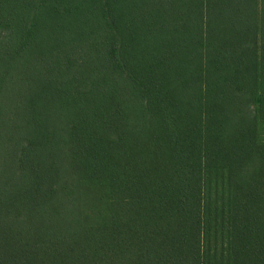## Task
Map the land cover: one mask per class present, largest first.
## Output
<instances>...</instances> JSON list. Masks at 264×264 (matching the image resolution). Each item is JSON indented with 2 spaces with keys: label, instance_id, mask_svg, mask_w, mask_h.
<instances>
[{
  "label": "trees",
  "instance_id": "trees-1",
  "mask_svg": "<svg viewBox=\"0 0 264 264\" xmlns=\"http://www.w3.org/2000/svg\"><path fill=\"white\" fill-rule=\"evenodd\" d=\"M0 264H264V0H0Z\"/></svg>",
  "mask_w": 264,
  "mask_h": 264
}]
</instances>
